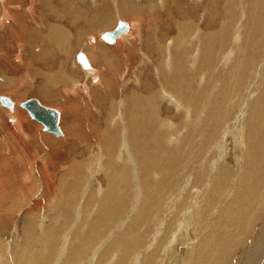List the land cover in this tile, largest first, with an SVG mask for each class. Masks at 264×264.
<instances>
[{"label":"rangeland","instance_id":"374dc122","mask_svg":"<svg viewBox=\"0 0 264 264\" xmlns=\"http://www.w3.org/2000/svg\"><path fill=\"white\" fill-rule=\"evenodd\" d=\"M36 1L10 0L5 22L0 5V95L21 112L16 124L0 105V264H264V0ZM118 20L137 26L117 44L100 40ZM167 44L187 58L197 50V65L180 62L189 77L187 102L174 95L180 108L159 78L185 54L161 59ZM84 51L93 72L75 59ZM29 97L59 110L61 135L20 107ZM124 140L130 152L119 155ZM247 170L245 206L236 186Z\"/></svg>","mask_w":264,"mask_h":264},{"label":"bare ground","instance_id":"6f19581e","mask_svg":"<svg viewBox=\"0 0 264 264\" xmlns=\"http://www.w3.org/2000/svg\"><path fill=\"white\" fill-rule=\"evenodd\" d=\"M31 2H35L34 0H30ZM47 1H49V0H47ZM55 1V0H54ZM93 1V0H92ZM37 2V1H36ZM62 2V1H61ZM64 2V1H63ZM68 2H70V1H68ZM73 2V1H72ZM203 2V1H202ZM236 2V1H235ZM251 2V1H250ZM250 2L248 3V4H250ZM263 2V1H262ZM54 3V2H53ZM66 3H67V1H66ZM260 3V2H259ZM8 4H11L10 3V0H0V5L2 6V10H3V13L1 14L2 15V22H5L7 19H10V16H11V13H13L12 12V7L11 6H8ZM71 4V3H70ZM77 4V3H76ZM161 4V3H160ZM213 4V3H212ZM229 4V3H228ZM227 4V5H228ZM263 4V3H262ZM260 5V4H259ZM237 6V5H236ZM17 7H18V5H17ZM31 7H32V3H31ZM31 7L29 8H27V10L28 11H30V13L32 12L31 11ZM231 7V6H230ZM264 7V6H263ZM14 8V7H13ZM66 8H67V6H66ZM251 8V7H250ZM258 8V7H257ZM51 9V8H50ZM226 9H227V7H226ZM10 10V11H9ZM16 10V12L17 13H19V14H21L22 16H23V11L21 12L20 11V7H18V8H16L15 9ZM230 10H231V8H230ZM257 10V9H256ZM259 10V9H258ZM14 11V10H13ZM59 11V10H58ZM263 11V10H262ZM148 12H150V11H148ZM258 12V11H257ZM33 13V12H32ZM52 13V12H51ZM223 13H225V12H223ZM255 14H257V13H255ZM156 15V14H155ZM226 15V14H225ZM248 15H249V12H248ZM107 16V15H106ZM157 16V15H156ZM209 16V15H208ZM222 16V15H221ZM229 16H230V14H229ZM241 16V15H240ZM251 16V15H250ZM55 17H56V14H55ZM57 17H58V15H57ZM61 17V16H60ZM158 17H159V15H158ZM161 17V16H160ZM169 17H170V15H169ZM231 17V16H230ZM234 17V16H233ZM248 17V16H247ZM150 18V17H149ZM168 18V17H167ZM229 18V17H228ZM250 18V17H249ZM252 18H254V17H252ZM156 19V18H155ZM227 19V18H226ZM239 19V18H238ZM251 19V18H250ZM255 19V18H254ZM259 19V18H258ZM153 20V19H152ZM169 20V19H168ZM118 21H121V20H118ZM118 21H116L117 23H118ZM126 21V20H125ZM130 21V20H129ZM157 21V20H156ZM232 21V20H231ZM124 22V21H123ZM223 22V21H222ZM225 22V21H224ZM117 23H116V25H117ZM124 23H126V25H127V29H126V31H124V32H120V33H118V35H117V37L115 38V40L112 42V43H115V41H116V43L115 44H117L118 42L117 41H120V39L119 38H122L123 36H124V34L127 32V30H128V27H129V25H130V27L131 28H136V26H134V21L133 22H124ZM137 23V22H136ZM166 23H167V21H166ZM129 24V25H128ZM157 24V23H156ZM168 24V23H167ZM224 24V23H223ZM257 24V23H256ZM115 25V26H116ZM132 25V26H131ZM159 25V24H158ZM158 25H156V26H158ZM166 25V24H165ZM176 25V24H175ZM248 25V24H247ZM115 26H114V28H115ZM162 26V25H161ZM164 26V25H163ZM163 26H162V28H163ZM171 26V24L168 26V27H170ZM222 26V25H221ZM229 26V25H228ZM140 27H141V25H140ZM177 27V26H176ZM186 27V26H185ZM113 28V29H114ZM130 28V29H131ZM160 28V27H159ZM165 28V27H164ZM53 29H54V27H53ZM112 29V30H113ZM171 29V28H170ZM162 30V29H161ZM167 30H169V28H167L166 29V32H168ZM108 31H111V30H108ZM131 31V30H130ZM133 31V30H132ZM135 31H138V29L137 30H135ZM164 31V30H163ZM225 32H227L226 30H224ZM250 31V30H249ZM255 31H256V28H255ZM254 31V32H255ZM259 31V30H258ZM104 32H106V31H104ZM104 32H102L101 34H99V36H100V40H102V41H104V42H106L105 40H103L102 38H101V36H102V34L104 33ZM248 32V31H247ZM251 32V31H250ZM127 34H129V32L127 33ZM164 34V33H163ZM199 34V33H198ZM215 35V34H214ZM254 36H255V33L253 34ZM45 36V35H44ZM55 36V35H54ZM208 36V35H207ZM126 37V36H125ZM195 37V39L196 40H198V42H199V37L198 36H194ZM92 39V38H91ZM125 39V38H124ZM226 40V39H225ZM227 40H228V38H227ZM91 41H93V40H91ZM248 41V40H247ZM42 42H43V40H42ZM155 42V41H154ZM157 42V41H156ZM155 42V43H156ZM258 42H259V40H258ZM261 42V41H260ZM107 44H112V43H108V42H106ZM254 43V42H253ZM157 45V44H156ZM179 45V44H178ZM178 45L176 44V45H174L172 48H169V46H168V44L166 45L167 46V48L165 49L164 48V50H162L161 52H160V54H162V56H160L161 57V59H162V57H163V60H165V61H167L168 59H169V56H170V51L169 50H171V49H174V50H176L174 53H173V55L174 56H176V54L180 51V50H183L184 51V54H185V56L182 54V53H180L179 54V64H178V68H177V71H176V73L175 74H173L171 77H169L170 79L168 80V79H166V78H164L163 79V77L162 78H159L160 76H159V73L160 72H164V68H163V66L161 65V64H159V63H157L156 65H155V69H156V72H158V78L159 79H161L162 81H163V83L161 82V89H162V91L165 89V90H168L169 92H171V93H173V94H171V96H169L170 94H169V92H166L165 90L163 91V94L165 95L164 97H167V100L169 99L170 100V98H172L171 100H170V102H173L172 104L174 105V107H175V105H176V107L177 108H180V107H183V106H179L180 105V103L178 102V103H175L176 101L174 100L176 97H177V100H179L180 102H183L184 104L187 102L186 101V99L189 97V94L187 95L186 93H184V90H185V92L187 91V92H189V88H187V86H186V83H188L189 82V77L188 76H185L184 77V80H183V78H182V76H181V74H180V71H182L181 70V68H180V62L181 61H183V60H185V62L184 63H186V61H187V63L185 64V65H188V64H190V65H192L193 63H195V65H197V61H196V57H197V50H196V55H193V51L190 53V55H192V57H190V58H187V51H188V48L186 49V48H184V47H178ZM252 45V44H251ZM116 46V45H115ZM118 46H119V44H118ZM113 47H114V45H113ZM99 48V47H98ZM202 48V47H201ZM110 49V48H109ZM256 50V49H255ZM99 51V50H98ZM77 53V52H76ZM83 53V52H82ZM86 53H88V52H86ZM78 54V53H77ZM76 54V55H77ZM91 54V53H90ZM258 54V53H257ZM75 55V56H76ZM84 55H85V51H84ZM87 55V54H86ZM85 55V56H86ZM89 56V55H88ZM211 56V55H210ZM86 58H87V56H86ZM89 58H91V55H90V57ZM76 59V58H75ZM92 59V58H91ZM88 60V59H87ZM90 60V59H89ZM89 60H88V63H89ZM77 61V60H76ZM92 61V60H91ZM91 61H90V64H91ZM78 63V62H77ZM183 63V64H184ZM245 63V62H244ZM79 64V63H78ZM89 64V67H87V68H83L80 64V66L82 67V69H87L86 70V73H89V72H93L92 71V65H90ZM243 64V63H242ZM184 65V66H185ZM244 65V64H243ZM194 66V65H193ZM27 67V66H26ZM170 67V65L169 64H167L166 65V68H169ZM183 67V66H182ZM198 67V66H197ZM190 68V67H189ZM185 70V69H184ZM166 71V70H165ZM242 71H243V69H242ZM245 71V70H244ZM57 72V71H56ZM178 73H179V75H178ZM92 74V73H91ZM203 74V73H202ZM164 75V74H163ZM162 76V75H161ZM174 76V79L172 78ZM96 77V76H95ZM260 77V76H259ZM43 78V77H42ZM97 78V77H96ZM206 78V77H205ZM204 78V76H203V79H205ZM264 78V77H263ZM93 79H95V78H93ZM166 79V80H165ZM254 79V78H253ZM259 79V78H258ZM174 80H175V82H174ZM179 81H181L182 83H180ZM258 81H261L260 79L258 80ZM264 81V80H263ZM160 82V81H159ZM253 82V81H252ZM48 83V82H47ZM46 83V84H47ZM259 83V82H258ZM175 84H177V90H175V89H172V87L175 85ZM256 84V83H255ZM260 84V83H259ZM75 86V85H74ZM255 87H256V85H254ZM166 87H169V88H166ZM252 87V86H251ZM175 88V87H174ZM183 88V89H182ZM247 88H248V86H247ZM160 89V90H161ZM182 89V90H181ZM248 89H250V88H248ZM252 89V88H251ZM246 90V89H245ZM257 90V89H256ZM158 91V90H157ZM248 91V90H247ZM250 91V90H249ZM254 91V90H253ZM160 92V91H159ZM246 92V91H245ZM154 93V92H153ZM168 93V94H167ZM252 93V92H251ZM62 94V93H61ZM156 94V93H155ZM159 94V93H158ZM247 94V93H246ZM249 94V93H248ZM254 94H256V92L254 93ZM176 97H175V96ZM251 95H253V94H251ZM154 96V95H153ZM155 96H157V94L155 95ZM161 96H162V94H161ZM160 96V97H161ZM249 96V95H248ZM247 96V97H248ZM255 96V95H254ZM261 96V95H260ZM151 97V96H150ZM175 97V98H174ZM187 97V98H186ZM245 97V96H244ZM258 97V96H257ZM256 97V98H257ZM130 98V97H129ZM149 98V97H148ZM184 98H186V99H184ZM249 98H250V96H249ZM10 99V98H9ZM235 99V98H234ZM245 99H247V98H244V100ZM251 99V98H250ZM11 100V99H10ZM151 100H153V99H151ZM233 100V99H232ZM241 100H243V99H241ZM127 101L128 102H130V100L129 99H127ZM131 101H133V100H131ZM188 101H190L189 99H188ZM152 102V101H151ZM233 102V101H232ZM240 102V101H239ZM246 102H247V100H246ZM261 102V101H260ZM12 103H13V101H12ZM40 104H42L41 102H39ZM132 103V102H131ZM155 103V102H154ZM189 103V102H188ZM253 103V102H252ZM251 103V104H252ZM258 103V102H257ZM262 103H263V101H262ZM14 104H16V103H13V106H12V108L10 109V108H8L9 110H12V109H14L13 110V113H12V119H13V121H14V118H17L18 120H19V122H20V118L18 117L19 116V114H21V112H19V110H16V108H17V105L15 106ZM182 104V103H181ZM190 104V107H191V102L189 103ZM236 104V103H235ZM246 104V103H245ZM1 105V104H0ZM20 105V104H19ZM43 105V104H42ZM133 105V104H132ZM149 105V104H148ZM150 105H152L153 106V104H150ZM183 105V104H182ZM218 105V104H217ZM256 105V104H255ZM261 105V104H260ZM3 106V105H2ZM45 106V105H44ZM156 106V105H155ZM161 106V105H160ZM187 106V105H186ZM243 106V104L241 105V108H243L242 107ZM247 106H249V105H247ZM251 106V105H250ZM249 106V107H250ZM3 107H5V106H3ZM14 107V108H13ZM20 107H21V105H20ZM130 108H128L127 109V119L129 120V122L131 123V121H132V119H133V115H135L137 112H136V107H133V106H129ZM175 107V108H176ZM189 107V108H190ZM238 107V106H237ZM240 107V106H239ZM255 107V106H254ZM254 107H252V108H254ZM7 108V107H6ZM23 108V107H22ZM156 108H157V106H156ZM156 108H154V107H150V106H148V109H152V111H151V113H153V112H157V111H154V109H156ZM158 108H159V106H158ZM187 108V107H186ZM188 108V109H189ZM196 108L198 109V107L196 106ZM241 108H239V110L241 109ZM25 109V108H24ZM246 109V108H245ZM260 109V108H259ZM26 110V109H25ZM143 110V109H142ZM157 110V109H156ZM262 110H264V109H262ZM57 111V110H56ZM139 112L141 111L140 109L138 110ZM189 111H190V109H189ZM214 111V110H213ZM241 111V110H240ZM239 111V112H240ZM244 111V110H243ZM246 111V110H245ZM244 111V112H245ZM252 111L254 112V109H252ZM16 112H18V115H15V113ZM26 112H27V110H26ZM58 113H59V110L57 111ZM146 112V111H145ZM159 112V111H158ZM244 112H243V114H244ZM247 112V111H246ZM258 112V111H257ZM28 113V112H27ZM143 113V112H142ZM150 113V114H151ZM186 113V112H185ZM241 113V112H240ZM239 113V114H240ZM261 113V112H260ZM234 114V113H233ZM246 114V113H245ZM29 115V114H28ZM60 115H61V113H59V121H60ZM185 115H188V113L187 114H185ZM253 115V114H252ZM258 115H259V113H258ZM257 115V113H256V116H258ZM153 116V115H152ZM234 116H236V115H234ZM233 116V117H234ZM241 116H242V114H241ZM241 116H240V118H241ZM30 117V116H29ZM211 117V116H210ZM250 117V116H249ZM138 118V117H137ZM143 118V117H142ZM187 118H189V117H187ZM232 118V117H231ZM237 118V117H236ZM32 119V118H31ZM205 119H207L206 117H205ZM214 119V118H213ZM243 119H244V117H243ZM250 119V118H249ZM263 119V118H262ZM33 120H35V119H33ZM218 120V119H217ZM230 120V119H229ZM236 120V119H235ZM239 120H241L242 121V119H239ZM247 120V119H246ZM36 121V120H35ZM164 121H166V120H164ZM168 121V120H167ZM231 121H233V120H231ZM257 121V120H256ZM263 121V120H262ZM16 124H17V122H16V120L14 121ZM38 122V121H37ZM159 121H157V123H158ZM258 122V121H257ZM259 122H261V121H259ZM13 123V122H12ZM39 123V122H38ZM130 123H129V125H130ZM133 123V122H132ZM164 123V122H163ZM162 123V124H163ZM227 123V122H226ZM230 123V121L228 122V124ZM243 123V122H242ZM263 123V122H262ZM159 124V123H158ZM157 124V125H158ZM161 124V125H162ZM165 125H166V123H164ZM163 124V125H164ZM235 124V123H234ZM237 124V123H236ZM260 124V123H259ZM42 125V124H41ZM58 125H59V123H58ZM134 125H136V124H134ZM162 125V126H163ZM227 125V124H226ZM225 125V126H226ZM230 125H231V123H230ZM233 125V124H232ZM231 125V126H232ZM243 125V124H242ZM263 125V124H262ZM133 126V125H132ZM167 126H168V124H167ZM218 126V125H217ZM237 126V125H236ZM239 126V125H238ZM43 127V126H42ZM129 127V126H128ZM233 127V126H232ZM232 127H231V129H232ZM235 127V126H234ZM240 127V126H239ZM244 127V126H243ZM258 127V126H257ZM60 128V127H59ZM225 128V127H224ZM238 128V127H237ZM240 128H242V127H240ZM264 128V127H263ZM139 129V128H138ZM160 129V128H159ZM214 129V128H213ZM226 129V128H225ZM224 129V130H225ZM253 129V128H252ZM251 129V130H252ZM260 129H262V127L260 128ZM131 130V129H130ZM218 130V129H217ZM239 130V129H238ZM250 129H249V127H248V131H249ZM263 130V129H262ZM60 131H61V129H60ZM213 131V130H212ZM244 131V130H243ZM242 131V132H243ZM253 131V130H252ZM46 132V131H45ZM132 132V131H131ZM158 132H160V130L158 131ZM235 132V131H234ZM245 132V131H244ZM255 132V131H254ZM258 132V131H257ZM257 132H255V133H257ZM261 132V131H260ZM49 133V132H48ZM62 133V132H61ZM221 133V132H220ZM237 133V132H236ZM239 133V132H238ZM51 134V133H50ZM125 134V133H124ZM213 134V133H212ZM245 134V133H244ZM258 135H260L259 133H257ZM61 135V134H60ZM155 135V134H154ZM242 135V134H241ZM247 135V134H246ZM263 134L261 133V136H262ZM37 136V135H36ZM59 136V135H58ZM235 136L237 137V135L235 134ZM242 136H244V135H242ZM249 136V135H248ZM252 136H253V134H252ZM255 136V135H254ZM264 136V135H263ZM134 137V136H133ZM214 137V136H213ZM233 137V136H232ZM257 137V136H256ZM259 137V136H258ZM19 140H20V137H17ZM123 138H125L124 136H123ZM235 138V137H234ZM251 138V137H250ZM255 138V137H254ZM263 138V137H262ZM141 139V138H140ZM259 139V138H258ZM257 139V140H258ZM136 140V139H135ZM238 140V139H237ZM253 140V139H252ZM27 141H30L28 138H27ZM254 141V140H253ZM5 142V141H4ZM124 143L121 145L122 147L121 148H123V150H119L118 152L120 153L119 155H121V153H122V151H128L129 150V142L127 141V140H124L123 141ZM135 142V141H134ZM170 142H171V140H170ZM247 142H250V141H247ZM252 142V141H251ZM256 142V141H255ZM261 142V141H260ZM9 143H12L11 141H8L7 143H6V146L9 144ZM236 143V142H235ZM259 143V142H258ZM252 144V143H251ZM44 145H45V147L47 148V143L45 144L44 143ZM249 146H250V143L248 144ZM254 145V144H253ZM252 145V146H253ZM9 147V146H8ZM22 147H24V149H26L27 150V146H26V144L24 143L23 144V146ZM255 147V146H254ZM262 147H264V146H262ZM13 148V147H12ZM223 148V147H222ZM237 148V147H236ZM14 149V148H13ZM252 149V148H251ZM254 149V148H253ZM258 149V148H257ZM0 150H2V149H0ZM9 151H11V149H8ZM262 150V149H261ZM223 151V150H222ZM251 151V150H250ZM0 152H2V151H0ZM13 152H16V151H14L13 150ZM130 151H128V153H129ZM128 153H127V155H128ZM264 153V152H263ZM14 154V153H13ZM260 154V153H259ZM3 155V154H2ZM262 155V154H261ZM258 156V155H257ZM41 157V156H40ZM148 157V156H147ZM12 158V157H11ZM257 158V157H256ZM258 158H259V156H258ZM257 158V159H258ZM128 159H129V163H128V161H127V163L128 164H130V162L132 163V161H133V158H132V156L130 157V155H129V157H128ZM144 159V158H143ZM147 159V158H146ZM261 159H262V157H261ZM264 159V158H263ZM8 160H9V158H8ZM42 160H44V161H47L46 160V158H43V156H42ZM118 160V159H117ZM124 161V160H123ZM126 162V161H125ZM141 162V161H140ZM134 163V162H133ZM127 164V165H128ZM134 165H136L135 163H134ZM143 165V164H142ZM141 165V166H142ZM251 165V164H250ZM131 166V165H130ZM10 167V166H9ZM144 167V166H143ZM148 167V166H147ZM151 167V166H150ZM7 168V167H6ZM6 168H4V169H6ZM40 168V167H39ZM43 168V167H42ZM237 168V167H236ZM144 169H146V168H144ZM41 170V169H40ZM9 171V170H8ZM17 171V170H16ZM248 171V170H247ZM251 172V171H250ZM239 173H241V172H239ZM41 174H42V172H41ZM242 175V174H241ZM240 174L238 175V184H237V186H236V188H237V190H236V192L239 194V199H238V201L241 199V198H243V197H245V195H247V197H248V192H250L251 191V189H249V191H248V188L252 185V184H249V177H251V174L249 173V171L248 172H246V174H243L242 176H241ZM43 177L45 176V175H42ZM241 176V178H239ZM249 176V177H248ZM259 176V175H258ZM257 176V177H258ZM3 177V176H2ZM46 177V176H45ZM48 178V177H47ZM41 179V178H40ZM43 179H45V178H43ZM143 180V179H142ZM242 180V181H241ZM1 181V180H0ZM45 181V180H44ZM222 181V180H221ZM254 181V180H253ZM263 181V180H262ZM46 182V181H45ZM50 183L51 182H53V180L51 181H49ZM225 182V181H224ZM43 183V182H42ZM258 183V182H257ZM46 184H48V183H46ZM219 183H217L215 186H214V189L216 188V187H218L219 185H218ZM225 184V183H224ZM145 185V184H144ZM55 186V185H54ZM42 187H44V186H42ZM53 187V186H52ZM165 187V186H164ZM224 187V186H223ZM197 188V187H196ZM226 188V187H225ZM235 188V189H236ZM257 188V187H256ZM47 189V188H46ZM213 189V188H212ZM223 188H221L219 191H221ZM50 190V189H49ZM144 190V189H143ZM163 190H165V189H163ZM253 190V189H252ZM261 190V189H260ZM1 191V190H0ZM217 191V190H216ZM223 191H224V189H223ZM43 192H44V188H43V190H42V193H41V195L43 194ZM46 192V191H45ZM44 192V193H45ZM136 192V191H135ZM161 192H162V190H161ZM211 192H213L212 190H211ZM48 193V192H47ZM172 193V192H171ZM198 193V192H197ZM199 194V193H198ZM203 195V194H202ZM206 195H207V193H206ZM168 196V195H167ZM204 196V195H203ZM211 195L208 193V197L204 200V205L205 204H208L209 203V199L212 197H210ZM43 197H45L44 195L42 196V198ZM194 197H196V196H194ZM197 197H199V196H197ZM202 197V196H201ZM217 197H218V195L216 196V199H217ZM261 197H264V196H262V194H261ZM225 199H226V196H225ZM213 200V199H212ZM218 200V199H217ZM236 200H237V198H236ZM241 200H243V199H241ZM240 200V201H241ZM264 200V199H263ZM161 201V200H160ZM164 201V200H163ZM197 200H196V198H195V202H196ZM207 201H208V203H207ZM227 201V200H226ZM225 201V202H226ZM238 201H235V203L234 204H232V209H236V208H238V204H239V202ZM248 202V199L246 198L245 200H243V204L242 205H245L246 206V204H247V202ZM261 201H262V198H261ZM167 202V201H166ZM192 202H193V200H192ZM233 202V201H232ZM156 203H157V199H156V201L155 202H153V204H151V206H154V205H156ZM213 204H214V202H212ZM223 203H224V201H223ZM230 203V202H229ZM250 203V202H249ZM150 204V203H149ZM191 204H193V207L195 206L194 205V203H191ZM210 204V203H209ZM223 205V204H222ZM262 205H264V201H263V204L260 202V207L259 206H257V207H259V209L258 210H260L261 208H262ZM202 205H200V207H201ZM224 206V205H223ZM34 207V206H33ZM190 207H192V206H190ZM206 207V206H205ZM229 207V206H228ZM230 207V208H231ZM158 208V207H157ZM226 209V208H225ZM188 210V209H187ZM208 210H210V209H208ZM227 210H228V208H227ZM241 210H243L242 209V207L241 208H238V211L236 212V214H238ZM251 211V210H250ZM253 211V210H252ZM159 212V211H158ZM224 212L225 211H223V210H221L220 211V214L218 213L214 218H213V224H214V222H215V226L213 227L214 228V230H212L211 231V233L207 236V239L209 238V237H212L213 235V233H214V231H216L215 229L217 228V226L219 225V223L220 222H222L223 221V214H224ZM255 212H256V210H255ZM232 213H233V210H232ZM158 214V213H157ZM234 214H235V212H234ZM253 214V213H252ZM61 215V214H60ZM223 218V219H222ZM222 220V221H221ZM156 222V221H155ZM248 222V221H247ZM256 222V221H255ZM27 223V222H26ZM232 223V222H231ZM29 224V223H28ZM160 224V223H159ZM182 224V223H181ZM180 225V224H179ZM243 225V224H242ZM25 227H27V226H25ZM216 227V228H215ZM179 228V227H178ZM56 230V229H55ZM250 230V229H249ZM171 234H172V232H171ZM170 234V235H171ZM177 236V235H176ZM198 236V235H197ZM196 236V237H197ZM222 236V235H221ZM66 237V236H65ZM64 237V238H65ZM172 237H173V235H172ZM174 240V239H173ZM220 240V239H219ZM206 244V245H205ZM204 244V246L206 247L207 246V244H209V242L208 243H205ZM263 244H264V242H263ZM256 246V245H255ZM255 246H254V248H255ZM204 249V248H203ZM203 249H201V250H203ZM204 250H206V249H204ZM202 252V251H201ZM200 251H199V253H201ZM198 253V254H199ZM200 255H203V254H200ZM198 256V255H197ZM201 258V257H200ZM194 259H196V258H194ZM206 259V258H205ZM209 259V258H208ZM214 259V258H213ZM201 260V259H200ZM183 261V260H182ZM186 261V260H185ZM184 263V262H183ZM182 264V263H181ZM184 264H186V262L184 263Z\"/></svg>","mask_w":264,"mask_h":264},{"label":"water","instance_id":"95a60500","mask_svg":"<svg viewBox=\"0 0 264 264\" xmlns=\"http://www.w3.org/2000/svg\"><path fill=\"white\" fill-rule=\"evenodd\" d=\"M127 29L126 23L118 21L115 28L111 31H106L102 34L101 38L108 43H112L117 37L118 33L124 32ZM77 62L83 67H89L88 60L84 53L78 52L76 55ZM0 104L12 108L13 103L9 97L0 95ZM21 107L25 108L30 118L35 119L43 126V130L54 135H60L59 128V113L52 107L44 106L39 103L35 97H29L20 103Z\"/></svg>","mask_w":264,"mask_h":264}]
</instances>
